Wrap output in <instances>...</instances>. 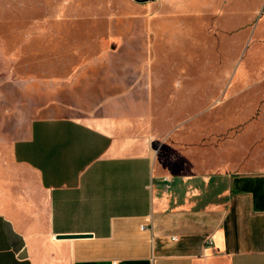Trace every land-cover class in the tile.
Returning <instances> with one entry per match:
<instances>
[{"label":"crops","instance_id":"crops-1","mask_svg":"<svg viewBox=\"0 0 264 264\" xmlns=\"http://www.w3.org/2000/svg\"><path fill=\"white\" fill-rule=\"evenodd\" d=\"M131 7L93 56L0 83V264H264V171L182 173L151 150L156 99L187 85L153 68L152 15Z\"/></svg>","mask_w":264,"mask_h":264},{"label":"rangeland","instance_id":"rangeland-1","mask_svg":"<svg viewBox=\"0 0 264 264\" xmlns=\"http://www.w3.org/2000/svg\"><path fill=\"white\" fill-rule=\"evenodd\" d=\"M131 3L152 15L153 68L187 85L156 99L151 150L162 164L264 171V0H0V83L93 56V32Z\"/></svg>","mask_w":264,"mask_h":264},{"label":"water","instance_id":"water-1","mask_svg":"<svg viewBox=\"0 0 264 264\" xmlns=\"http://www.w3.org/2000/svg\"><path fill=\"white\" fill-rule=\"evenodd\" d=\"M82 236H88V234H61V235H58L59 238H72V237H82Z\"/></svg>","mask_w":264,"mask_h":264},{"label":"built area","instance_id":"built-area-1","mask_svg":"<svg viewBox=\"0 0 264 264\" xmlns=\"http://www.w3.org/2000/svg\"><path fill=\"white\" fill-rule=\"evenodd\" d=\"M142 228H144V226H142Z\"/></svg>","mask_w":264,"mask_h":264}]
</instances>
